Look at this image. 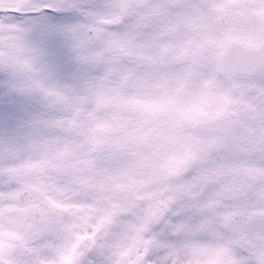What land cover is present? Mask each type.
<instances>
[{"label":"snow or ice","instance_id":"snow-or-ice-1","mask_svg":"<svg viewBox=\"0 0 264 264\" xmlns=\"http://www.w3.org/2000/svg\"><path fill=\"white\" fill-rule=\"evenodd\" d=\"M0 264H264V0H0Z\"/></svg>","mask_w":264,"mask_h":264}]
</instances>
